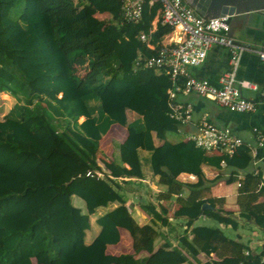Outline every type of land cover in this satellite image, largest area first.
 <instances>
[{
  "label": "trees",
  "instance_id": "16d2710c",
  "mask_svg": "<svg viewBox=\"0 0 264 264\" xmlns=\"http://www.w3.org/2000/svg\"><path fill=\"white\" fill-rule=\"evenodd\" d=\"M159 10V3L148 1L134 24L124 20L121 0H0V92L16 99L0 119V264H35L38 258L48 264H172L171 253L187 262L171 243L155 256L157 221L169 223L166 207L159 211L148 202L144 209L154 221L141 226L127 204L123 184L146 179L149 172L167 186L165 200L186 195L190 204L174 217L186 219L188 227L202 214L234 230L240 221L264 227L260 177L247 175L241 182L236 217L218 206L223 200L213 198L216 182L203 172V166L220 168L222 161L246 169L247 147L218 157L193 140H167L181 127L169 114L170 78L135 67L171 32L161 20L153 29ZM142 32L154 48L139 40ZM115 124L128 136L114 142L113 160L98 159L101 140ZM98 169L103 177L88 175ZM183 173L198 182L181 183ZM75 196L87 213L74 205ZM206 203L217 211L202 212ZM112 204L97 219L101 231L88 245L90 216ZM120 229L129 233L133 252L103 251L121 241ZM191 233L192 238L184 231L180 246L195 259L204 254V264H264V244L254 248L216 227L194 226ZM218 250L233 255L211 258Z\"/></svg>",
  "mask_w": 264,
  "mask_h": 264
},
{
  "label": "crops",
  "instance_id": "0c3cea01",
  "mask_svg": "<svg viewBox=\"0 0 264 264\" xmlns=\"http://www.w3.org/2000/svg\"><path fill=\"white\" fill-rule=\"evenodd\" d=\"M160 20V12H158L152 22L154 30ZM232 36L240 42L250 43L257 47L264 46V30L254 27H246L242 21L235 24ZM167 38L168 37L165 36L161 43L166 42ZM150 48H154V46L151 45ZM229 61V51L222 46L215 45L209 50L204 63L198 67L191 68L190 73L197 78L208 79L213 83H218L220 77L229 70ZM237 76L240 80L249 81L258 85V91L250 89L243 90V94L247 99L257 103V110L255 112H234L218 105L214 101L200 97L196 94H181L179 95L178 100L182 103L193 105L194 115L191 124L194 127H197L200 119L206 115L219 127H228L232 129L234 133L244 139V141L256 147L257 144L254 129L259 128L264 131V97L261 95V92L264 91V61L260 60L255 51H246L241 57ZM130 118L131 120H134V115H130ZM189 131L190 129L188 126L183 128V131L180 133H168L167 140L174 144L178 143L186 139V135ZM127 136L128 131L126 128L118 124L113 125L108 134L101 140L100 152L97 154V158L113 160V158L116 157L113 145L114 142L122 143L126 140ZM244 152V150L239 152V159L243 157ZM249 154L251 156V162L246 169H237L228 164L222 165V162L220 168L203 166V172L206 178L209 181L216 182L212 187L213 198L223 200L218 206L222 205L225 211L234 212L236 217L238 213L237 197L240 188L237 184L239 181L241 183L247 175L253 174L254 176L260 177L259 189L264 190V146L258 149L256 156L252 153ZM207 155L219 157L226 154L218 150H210L207 152ZM231 179H235V181L229 182ZM178 180L184 184H195L198 182V177L192 174L183 173L179 175ZM119 181L121 182L122 179L120 178ZM132 183L133 184L128 185L123 184L124 195L127 199V204L130 207L131 213L139 225H148L154 221L153 216L144 209L145 205H148V202L153 203L159 211L161 206L166 207L169 211V223L167 225L164 226L160 221H157V228L159 229L161 236L155 242V256L158 257L164 251L162 249L164 244L171 243L174 248L182 250L187 258L186 262L183 259H179L176 254L171 253V258L175 261L172 264H204L208 260V258L205 261L202 260L206 257L204 254L199 255L198 258L195 259L180 246V238L186 230L185 226L187 220L184 218H175L174 213L181 206L190 204L186 200V195L179 194L175 195L171 201L165 200L162 194L167 191V186L161 184L159 182V177L154 176L150 172L147 173L146 179L132 180ZM263 199L264 197L260 198V201H263ZM73 203L76 207L80 208L83 213H87L86 203L82 199L75 196L73 198ZM114 207H116V204H112L108 208H100L95 214L90 216L91 228L86 232L85 237V241L88 245L94 242L101 231L97 219L103 213ZM215 211H217V207H215ZM241 224L255 225L253 222L240 221L238 229ZM201 225L219 228L229 238L234 239L232 238V231L234 229L231 226L221 224L203 214L194 221V224L190 228L192 229L194 226ZM259 228L264 231V227ZM120 233L121 241L116 245H108L104 247L103 251L112 255L133 252L132 240L129 233L125 229H120ZM189 235L190 238H192V234ZM239 239L242 242L241 235H239ZM262 244H264V241H250V245L254 248H260ZM231 255L233 254L227 250H218L211 255V258L220 260L225 256Z\"/></svg>",
  "mask_w": 264,
  "mask_h": 264
},
{
  "label": "built area",
  "instance_id": "2783aa9c",
  "mask_svg": "<svg viewBox=\"0 0 264 264\" xmlns=\"http://www.w3.org/2000/svg\"><path fill=\"white\" fill-rule=\"evenodd\" d=\"M160 4L161 22L171 28L166 36L167 41L161 43L152 56H140L136 68L164 71L170 78L172 87L168 90L170 116L181 124L178 132L192 123L194 108L192 104L178 100L181 94H196L214 101L218 105L239 113H252L257 110V103L247 99L244 89L258 91L257 84L240 80L237 76L240 60L246 51H255L264 61V46L237 41L231 34L229 16L209 19L199 15L185 0H121L123 18L128 23H139L143 19V10L147 2ZM264 13V10H262ZM139 40L151 47L150 36L142 32ZM222 46L230 53L229 70L213 83L208 79H200L190 73V69L204 63L209 50ZM264 97V91L261 92ZM198 132L189 131L187 139L207 151L219 150L233 156L245 146L256 156L258 149L264 146V131L255 128L257 146L244 141L228 127H219L204 115L198 124ZM226 162L222 161V165ZM89 176L103 177V169ZM110 176V175H109ZM112 177V176H110ZM241 186L240 181L237 184ZM189 234L192 229L185 226ZM262 262L264 263V257Z\"/></svg>",
  "mask_w": 264,
  "mask_h": 264
},
{
  "label": "water",
  "instance_id": "95a60500",
  "mask_svg": "<svg viewBox=\"0 0 264 264\" xmlns=\"http://www.w3.org/2000/svg\"><path fill=\"white\" fill-rule=\"evenodd\" d=\"M195 11L206 18H220L229 16L232 35L235 24L242 21L246 27H254L264 30V0H185ZM192 132H198V127L189 125ZM215 211L210 203L202 207Z\"/></svg>",
  "mask_w": 264,
  "mask_h": 264
},
{
  "label": "rangeland",
  "instance_id": "374dc122",
  "mask_svg": "<svg viewBox=\"0 0 264 264\" xmlns=\"http://www.w3.org/2000/svg\"><path fill=\"white\" fill-rule=\"evenodd\" d=\"M15 102H16V99L12 95L6 94L4 92L3 93L0 92V119H2L6 115V113L12 108ZM232 233H233L232 238L234 239H239V235H241L242 242L264 241V231L261 230L256 225L241 224L240 228L237 231L233 230ZM202 260L203 261L207 260V257H204V259ZM34 262L35 264H44V263L48 264L47 262H43L41 258L35 259Z\"/></svg>",
  "mask_w": 264,
  "mask_h": 264
}]
</instances>
